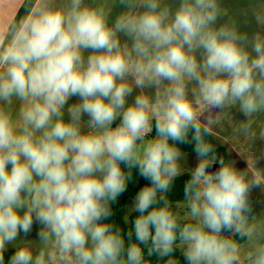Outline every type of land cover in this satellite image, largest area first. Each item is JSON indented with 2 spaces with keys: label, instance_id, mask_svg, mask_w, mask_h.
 <instances>
[{
  "label": "clouds",
  "instance_id": "clouds-1",
  "mask_svg": "<svg viewBox=\"0 0 264 264\" xmlns=\"http://www.w3.org/2000/svg\"><path fill=\"white\" fill-rule=\"evenodd\" d=\"M250 11L251 35L221 0H18L0 27V264H264L259 158L238 170L209 139L235 108V134L264 141V0ZM182 144L198 162L173 204ZM134 171L149 183L125 233L110 218Z\"/></svg>",
  "mask_w": 264,
  "mask_h": 264
},
{
  "label": "rangeland",
  "instance_id": "rangeland-1",
  "mask_svg": "<svg viewBox=\"0 0 264 264\" xmlns=\"http://www.w3.org/2000/svg\"><path fill=\"white\" fill-rule=\"evenodd\" d=\"M222 6L229 9L230 14L234 15L238 20V25L241 31H247L249 35L253 32L258 30V26L255 23L254 18L251 15L250 7L253 3L257 2V0H221ZM121 9L117 7L114 9L113 18L117 12ZM245 12H247V17H245ZM245 19H247V23H245ZM135 92L133 97H129V102L132 101L134 98ZM76 98H73L69 103L75 102ZM231 115L233 122H225L223 126L218 129L217 131V141L219 144L226 146L229 156L228 160H235L236 167L238 170H244L247 168V162L251 165L252 164V157L251 153L258 157V161L256 163V167L258 169L264 170V141L262 140H255L254 142H249L240 136L236 135L234 132V128L236 127L235 122H239L245 117L239 113L237 109L231 110ZM67 118V117H66ZM85 119H87L85 117ZM264 119V118H262ZM184 153V152H183ZM184 158L182 160V165L186 169L194 168L197 164V157L196 156H189V154L184 153ZM252 194L255 198L256 203V214H260L264 212V186L256 187L252 190ZM132 201L130 200L127 205V216L131 214L130 208L132 206ZM175 204V203H173ZM20 239H24L21 235ZM27 239L36 240V229L34 228L32 234L27 237ZM8 250H14L11 246Z\"/></svg>",
  "mask_w": 264,
  "mask_h": 264
},
{
  "label": "trees",
  "instance_id": "trees-1",
  "mask_svg": "<svg viewBox=\"0 0 264 264\" xmlns=\"http://www.w3.org/2000/svg\"><path fill=\"white\" fill-rule=\"evenodd\" d=\"M155 133L153 132V135ZM211 142L214 145V148L216 150L217 156H222L225 158V160L228 159L229 153L226 148V146L219 144L217 141L216 136L209 137ZM181 148V151L184 153L189 154V156H196L194 153V145L193 144H182L179 145ZM189 179L188 172H185L184 175L178 177L173 185L172 190L168 193L169 199L173 202L176 203L179 200L183 199V186L184 183ZM148 181L144 180L141 178L138 174V172L134 171L133 172V178L129 182L128 189L127 191L117 200L116 203L112 205V212L113 215L110 218L111 221L115 222L117 225L121 226L125 233L127 232L128 228L131 227V221L134 220L136 213H131L129 215V223L125 224L124 222V217L127 216V205L130 200H133L136 193L139 191V189L143 186H145ZM251 199L254 203V209L256 212V203H255V198L254 195L251 193ZM14 250H8L5 253L6 259L12 255ZM175 256L180 260L181 264H186V261L184 260L181 252L177 250L175 252ZM152 264H158L157 258L155 256L151 257Z\"/></svg>",
  "mask_w": 264,
  "mask_h": 264
},
{
  "label": "crops",
  "instance_id": "crops-1",
  "mask_svg": "<svg viewBox=\"0 0 264 264\" xmlns=\"http://www.w3.org/2000/svg\"><path fill=\"white\" fill-rule=\"evenodd\" d=\"M18 6V0H0V27L11 21Z\"/></svg>",
  "mask_w": 264,
  "mask_h": 264
},
{
  "label": "water",
  "instance_id": "water-1",
  "mask_svg": "<svg viewBox=\"0 0 264 264\" xmlns=\"http://www.w3.org/2000/svg\"><path fill=\"white\" fill-rule=\"evenodd\" d=\"M217 167H218V165H217Z\"/></svg>",
  "mask_w": 264,
  "mask_h": 264
}]
</instances>
